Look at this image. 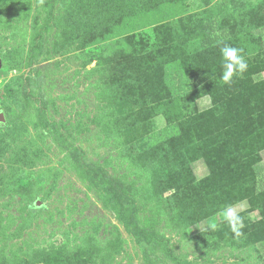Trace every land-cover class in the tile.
Here are the masks:
<instances>
[{
	"label": "rangeland",
	"instance_id": "obj_1",
	"mask_svg": "<svg viewBox=\"0 0 264 264\" xmlns=\"http://www.w3.org/2000/svg\"><path fill=\"white\" fill-rule=\"evenodd\" d=\"M248 8L264 13V0H181L172 15L160 6L145 14L147 24L136 18V25L122 28L153 35L157 22L169 21L195 50L204 24ZM88 9L83 0H55L50 29L34 58L32 93L47 105L46 128L38 121V105L23 98L21 76L29 70L33 35L45 25L48 7L41 0H0V110L6 116L0 124V264L33 261L36 251L49 254L61 248L63 259L72 264H264V238L256 233L264 223L257 210L248 211L247 201L232 206L243 219L239 236L224 221L227 207L189 224L179 205L168 203L170 192L157 191L152 173L127 157V138L117 133L118 107L108 98L110 67L98 63L116 40L84 44L87 34L79 31L77 17L90 14ZM245 35H239L244 44L254 38L258 47L264 46V33ZM254 78H264V70ZM189 79L199 85L202 76ZM211 95L219 101L217 94L203 96L196 102L199 110L213 104ZM166 124L160 114L149 129ZM69 144L83 148L89 161L123 183V212L139 235L118 218L102 189L82 176ZM249 163L264 186V150L250 156ZM193 169L195 175L184 182L208 173L203 160L195 161ZM20 177L32 181L26 191L17 183Z\"/></svg>",
	"mask_w": 264,
	"mask_h": 264
},
{
	"label": "trees",
	"instance_id": "obj_2",
	"mask_svg": "<svg viewBox=\"0 0 264 264\" xmlns=\"http://www.w3.org/2000/svg\"><path fill=\"white\" fill-rule=\"evenodd\" d=\"M41 1L48 7V19L33 35L29 70L21 76V92L25 101L38 105V121L47 128V105L43 97L32 93L36 84L33 65L42 47L43 33L50 29L55 0ZM83 1L90 8V14L80 13L77 17L79 31L87 34L84 44L116 40L107 53L99 56L98 63L110 67L106 77L110 84L108 98L118 107L117 133L127 138V157L152 173L157 191L170 192L168 203L179 205L189 224L242 201L248 202V211L257 210L259 223H264V186L249 163L250 156L264 150V78H254L264 70V46L258 47L254 38L248 45L239 39L241 33L247 38L255 32L264 33L262 10L248 8L238 16L229 14L210 20L204 24V37L192 50L169 21L157 22L153 35L125 33L122 28L136 25V18L142 19L141 25L147 24L145 14L160 6L172 15L181 0ZM224 44L242 48L249 64L244 76L231 86L221 80L220 48ZM196 74L202 79L199 85L192 86L189 78ZM212 93L219 96V101L211 95L213 104L199 110L197 100ZM160 114L167 124L160 130H150V122ZM52 125L56 129L54 121ZM66 148L82 176L102 189L118 218L127 223L133 235H139V230L129 227L131 219L126 220L123 212V183L104 166L89 161L83 148L73 144ZM197 160L204 161L208 173L184 182L195 175L193 163ZM17 183L23 191L32 186V181L23 177ZM256 233L264 238V226ZM64 256L62 248L49 254L36 251L33 261L20 264H72ZM80 259L79 253L76 261Z\"/></svg>",
	"mask_w": 264,
	"mask_h": 264
},
{
	"label": "clouds",
	"instance_id": "obj_3",
	"mask_svg": "<svg viewBox=\"0 0 264 264\" xmlns=\"http://www.w3.org/2000/svg\"><path fill=\"white\" fill-rule=\"evenodd\" d=\"M242 53V48H238L229 44H224L220 48L223 68L221 80L223 83L231 86L235 79L242 78L248 71L249 64ZM223 215L224 221L227 223L233 233H235L236 236L241 235L240 229H242L244 225L243 219L239 216L237 210L234 207L229 206L224 210ZM209 228L215 230L216 224H209Z\"/></svg>",
	"mask_w": 264,
	"mask_h": 264
},
{
	"label": "water",
	"instance_id": "obj_4",
	"mask_svg": "<svg viewBox=\"0 0 264 264\" xmlns=\"http://www.w3.org/2000/svg\"><path fill=\"white\" fill-rule=\"evenodd\" d=\"M6 122V116L2 110H0V124H3Z\"/></svg>",
	"mask_w": 264,
	"mask_h": 264
}]
</instances>
